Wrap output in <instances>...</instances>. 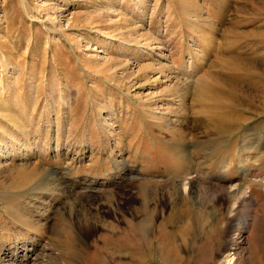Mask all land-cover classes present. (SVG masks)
Masks as SVG:
<instances>
[{"label": "rangeland", "instance_id": "obj_1", "mask_svg": "<svg viewBox=\"0 0 264 264\" xmlns=\"http://www.w3.org/2000/svg\"><path fill=\"white\" fill-rule=\"evenodd\" d=\"M3 257L264 264V0H0Z\"/></svg>", "mask_w": 264, "mask_h": 264}, {"label": "bare ground", "instance_id": "obj_2", "mask_svg": "<svg viewBox=\"0 0 264 264\" xmlns=\"http://www.w3.org/2000/svg\"><path fill=\"white\" fill-rule=\"evenodd\" d=\"M169 62V61H168ZM168 62H167V64H168ZM157 79V78H156ZM157 81V80H156ZM183 87L181 88V89H172L174 92H176V96L174 97V99H176V100H178V101H180L183 97L185 98V96L187 97V96H189V95H191V91L193 90H191V89H188V84H183L182 85ZM164 90V89H163ZM191 90V91H190ZM163 93H164V91H163ZM169 96V95H168ZM207 96H208V98H204V99H206V100H210L209 98H213V96L211 95V94H207ZM173 97V96H172ZM192 97V96H191ZM171 99V98H170ZM170 99H168V100H170ZM174 99H171L170 100V102H175V100ZM192 99L193 100H196V98H194V97H192ZM192 100V101H193ZM220 100H222V99H220ZM182 101V100H181ZM186 101V100H185ZM183 103H184V100L182 101ZM177 103V102H176ZM175 103V104H176ZM176 106V105H175ZM183 106V105H182ZM186 106V108H187V105H185ZM184 106V107H185ZM157 110V109H156ZM160 112V111H159ZM157 113V112H156ZM170 113V112H169ZM168 114V113H167ZM152 115V114H151ZM169 116V115H168ZM166 119H168V117L166 118ZM176 119V118H175ZM221 119V118H220ZM170 120L171 119H169V120H167L169 123H170ZM177 121V120H176ZM217 121H219V120H217ZM165 123H166V121H165ZM168 124V123H167ZM171 124V123H170ZM17 151V150H16ZM186 187V186H185ZM185 189V188H184ZM233 191V190H232ZM244 192V191H243ZM247 193V192H246ZM245 193V194H246ZM243 196V195H242ZM239 197V196H238ZM246 197H247V199H245V200H247L248 202H249V194H247L246 195ZM243 201V200H242ZM250 201H252V200H250ZM254 203V202H253ZM251 205H252V202H251ZM252 207V206H251ZM252 212H253V209L252 208H250L249 209V211H248V213H247V218H246V222L248 221L249 223H251V221L253 220L252 219ZM11 243H9V244H7L6 246H9ZM36 244L35 243H33V246H35ZM10 248H8L9 249V252L10 253H17V249L14 247V245L13 244H11L10 246H9ZM15 249H16V252H15ZM8 252V253H9ZM20 254H21V252H23V254H22V256L20 255V254H18V256H17V258H19V257H21V259L20 260H24L25 261V263H27V262H29V259H30V257L32 256V255H34L35 254V251H34V249L33 248H31V247H29V248H26V250H19L18 251ZM23 255H25V257L23 258ZM2 261L3 262H5V257H3V258H1L0 259V264H3L2 263Z\"/></svg>", "mask_w": 264, "mask_h": 264}]
</instances>
